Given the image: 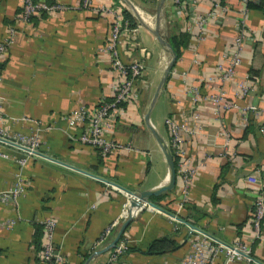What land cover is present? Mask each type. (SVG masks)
Listing matches in <instances>:
<instances>
[{"label":"crops","instance_id":"1","mask_svg":"<svg viewBox=\"0 0 264 264\" xmlns=\"http://www.w3.org/2000/svg\"><path fill=\"white\" fill-rule=\"evenodd\" d=\"M53 1L63 8L40 12L23 21L17 18L21 0H0V38L13 29L11 41L0 53L4 127L30 133L36 122L47 126L40 132L39 155L29 158L22 168L27 182L17 209L0 203V223L18 218L9 229L0 225V264H41L40 222L49 216L55 219L52 240L62 264H104L107 251L84 262L112 238L122 222L113 227L108 240L95 246L104 228L119 220L124 199L110 182L137 192L160 184L166 174L162 153L143 121L166 52L148 29L141 24L129 28L122 20L118 53L124 61L140 60L144 69L135 82L136 97L125 104L106 135L129 145L130 150L101 155L97 149L77 142V128L68 127L61 116L109 97L116 74L101 47L108 37L112 14L122 15L127 1L91 0L87 7L80 0ZM129 1L150 11L140 0ZM214 1L196 0L181 10L173 0H163L160 30L164 35L167 28V35L178 37L179 53L150 120L157 130L160 126L166 142L164 118L198 125L195 134L181 144L186 166L194 168V173L183 197L175 157L174 188L149 200L182 221L151 207L141 209L121 234L127 249L118 264H182L191 242L201 238L200 233L227 245L237 240L247 245L253 261L232 260L227 264H264V217L259 239L254 238L250 223L254 195L264 184V0L248 6L235 74V79L248 77L251 89L239 97L233 81L224 85L226 100L238 107L252 104L256 110L247 112L244 118L239 108L223 112L222 126L228 132L225 145L219 123L208 108L199 107L196 120L187 113L189 88H197L201 99L214 94L219 85L215 75L231 53L242 2L219 0L228 7L223 12L213 7ZM100 4L110 12L95 9ZM156 4L157 0L154 11ZM211 10L202 26L197 25L196 20ZM222 150L225 156L218 155ZM5 151L10 157L0 158V190L10 186L16 170L14 158L21 155L20 150L10 147ZM131 207L136 204L131 203ZM159 238L173 240L174 247L149 253V243ZM213 264H224L222 253Z\"/></svg>","mask_w":264,"mask_h":264},{"label":"built area","instance_id":"2","mask_svg":"<svg viewBox=\"0 0 264 264\" xmlns=\"http://www.w3.org/2000/svg\"><path fill=\"white\" fill-rule=\"evenodd\" d=\"M179 9H184L187 4H193L196 0H173ZM249 0H241L242 7L239 9V15L235 22V34L232 39V47L229 58L223 68H219L215 79L219 85L214 94L201 99L198 95L197 88H189L190 94V107L187 110L188 116L192 120L198 118L199 107L204 106L208 108L219 123L220 133L225 139L224 145L228 140V132L222 126L223 112L228 110H235L239 108L241 116L244 118L247 112L255 111L256 107L252 104L238 107L234 101L225 99L226 92L224 85L233 81L236 87L235 94L239 97L247 95L251 86L249 78L235 79L236 70L241 60V48L246 30V15H247V2ZM82 6H90L91 0H80ZM213 7L221 11H227V5L221 4L219 0L213 2ZM63 8V4L56 1L46 0H21L20 10L17 18L23 21L29 20L31 15L45 12L51 13L55 10ZM95 9L100 12H110L108 7L103 4L97 5ZM208 11L205 16H201L196 20L197 25L202 26L203 22L210 15ZM122 15L116 13L112 14L111 24L107 39L101 47V50L107 52L110 60V65L115 72L114 84L107 100V97L100 98L93 106H79L63 114L61 119L65 124L71 128H77V133L74 136L75 140L81 144L91 146L98 150L101 155H107L112 152H120L130 150V146L107 137L106 135L111 130V126L116 118L122 113L125 104L129 103L136 97L135 82L142 76L143 63L140 60L124 61L117 50V39L119 31L122 27ZM13 37V29L9 28L6 35L0 38V53L4 52L8 43ZM205 105H203V103ZM4 116L0 110V158H9V154L5 148L10 147L21 151V155L14 158L16 170L13 173V180L5 189L0 190V203L9 204L13 210L17 209L18 200L24 194L26 187V180L22 175V168L31 157L38 156V147L41 144L40 132L43 127L39 122H36L33 130L30 133L12 132L4 127ZM189 123L185 119L177 121L172 118H164L163 124L167 128L168 141L167 145L172 153L178 159V169L181 178L180 193L183 197L187 194V189L191 177L194 173V168H188L186 165L187 157L186 152L182 149L181 144L187 140V136L195 134L198 125ZM219 156H225V151L218 153ZM113 189H118L122 193L124 199L121 204L119 220L111 222L95 241V246L100 245L109 239L111 230L119 221H123L127 216H135L137 213L148 205L139 204L137 207H131L133 203V196L122 189L110 184ZM137 203V202H136ZM264 217V184H262L256 191L251 207V228L253 236L256 239L261 238L260 225ZM15 218H7L1 222L4 228L9 229L17 221ZM42 226V244L39 251V260L41 264H62V256L53 244V231L55 228V219L51 216L41 220ZM191 231L194 229L191 228ZM200 239L192 241L189 250L185 254L182 264H213L215 257L222 253L224 256V264L232 260H245L246 262L253 261L249 253V248L239 240L231 245L214 241L200 233ZM127 249L126 242L119 238V240L107 251V257L104 264H118L119 257Z\"/></svg>","mask_w":264,"mask_h":264},{"label":"water","instance_id":"3","mask_svg":"<svg viewBox=\"0 0 264 264\" xmlns=\"http://www.w3.org/2000/svg\"><path fill=\"white\" fill-rule=\"evenodd\" d=\"M128 5L130 6L131 11L133 12V14L135 15V17L137 18V20L139 21V23L145 27L146 29H148V31L154 36L155 40L157 41V43L162 47V49L166 52V58H165V62L163 64V68L161 71V74L159 76V79L157 81V84L154 88V91L152 93V96L145 108V111L143 113V121L144 124L148 130V132L151 134V136L153 137V139L155 140L159 150L162 153V156L164 158V162L166 164V174L164 177V180L160 183L157 184L153 187L147 188V189H142L140 191L137 192H131L129 190H126L125 188L110 182L111 184L115 185L116 187L122 189L123 191L131 194L133 196V203L137 202L139 204L144 205H148L151 208H154L156 210H159L169 216H173L174 218H176L179 221H182L179 217L175 216L174 214L162 209L160 206H158L157 204L151 202L149 200L150 197L153 196H159L160 194L172 190L174 188L175 185V179H176V170H175V160L173 158L172 153L170 152L167 142L164 140V138L162 137V135L160 134V132L154 127V125L151 123L150 120V112L164 86V83L166 81V78L172 68V65L174 63V60L176 58V53L174 51V49L172 48L171 44L169 43V41L167 40V38L163 35L162 31L160 30V26H161V9H162V3L163 0H157V4L155 7V11L153 14V23L152 25H148L135 11V8L133 6V4L129 1L126 0ZM133 218V216H127L118 226L116 232L114 233V235L112 236V238L101 248L95 250L90 256H88V258L85 260L84 263H86L89 259V257H91L92 255H96V254H100L103 252L108 251L121 237V234L123 233L127 223L129 222V220ZM190 226V225H189ZM192 227V226H191Z\"/></svg>","mask_w":264,"mask_h":264},{"label":"trees","instance_id":"4","mask_svg":"<svg viewBox=\"0 0 264 264\" xmlns=\"http://www.w3.org/2000/svg\"><path fill=\"white\" fill-rule=\"evenodd\" d=\"M51 1V0H48ZM255 0H249L247 2V6H251L254 5ZM123 19L127 22L128 21V25L129 26H133L135 24V20L133 15L127 10V9H123ZM42 13V12H41ZM33 15H31L29 17L32 18ZM167 40L169 41V43L171 44L172 48L174 49L176 55H178L179 53V42L180 40H178V37L175 34H168L167 35ZM109 97H107L108 100ZM174 160H175V156H173ZM158 196H153V199H156ZM167 209V208H166ZM168 210V209H167ZM40 234L42 235V226L40 225ZM174 247V243L173 240L169 239V238H159V239H155L152 242L149 243L148 247H147V251L149 253H160L166 250H171Z\"/></svg>","mask_w":264,"mask_h":264},{"label":"rangeland","instance_id":"5","mask_svg":"<svg viewBox=\"0 0 264 264\" xmlns=\"http://www.w3.org/2000/svg\"><path fill=\"white\" fill-rule=\"evenodd\" d=\"M141 3H145L146 4V8H149L150 11H147L148 13L150 14H154V4H155V0H140ZM126 7V9H128V11L133 15L134 17V20H135V24L133 26L135 27H139L140 26V23L139 21L137 20V18L135 17V15L132 13V11L130 10V8L128 7V3L127 2H124L123 3ZM122 17H123V12H122ZM126 26H128L129 28H131V26L128 25V21L125 23ZM162 30V29H161ZM163 31V30H162ZM164 35L165 37L167 38V28L164 30ZM158 106H159V103H157V107L155 108V110L158 109ZM155 113V111H153ZM158 131L160 132L161 131V128L160 126L158 127Z\"/></svg>","mask_w":264,"mask_h":264},{"label":"bare ground","instance_id":"6","mask_svg":"<svg viewBox=\"0 0 264 264\" xmlns=\"http://www.w3.org/2000/svg\"><path fill=\"white\" fill-rule=\"evenodd\" d=\"M134 6V5H133ZM134 8H135V11L137 12V14L143 19V18H146L144 21L146 22V23H148L149 25H152V23H153V18L151 19V15L148 13V12H145V11H143L142 9H140L138 6H134ZM151 20V21H150ZM147 21H149V22H147ZM135 204H136V207H137V205H139V203H136V202H134Z\"/></svg>","mask_w":264,"mask_h":264}]
</instances>
